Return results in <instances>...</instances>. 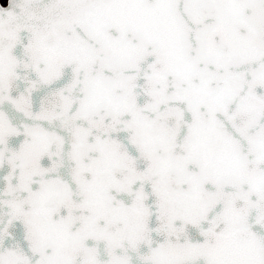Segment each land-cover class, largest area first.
<instances>
[{"label": "snow or ice", "instance_id": "6c2138e0", "mask_svg": "<svg viewBox=\"0 0 264 264\" xmlns=\"http://www.w3.org/2000/svg\"><path fill=\"white\" fill-rule=\"evenodd\" d=\"M0 264H264V0H0Z\"/></svg>", "mask_w": 264, "mask_h": 264}]
</instances>
